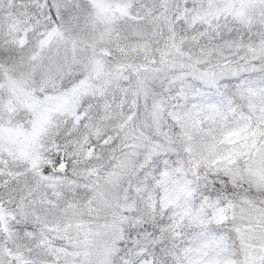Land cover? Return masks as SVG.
I'll return each instance as SVG.
<instances>
[{"label": "snow or ice", "instance_id": "obj_1", "mask_svg": "<svg viewBox=\"0 0 264 264\" xmlns=\"http://www.w3.org/2000/svg\"><path fill=\"white\" fill-rule=\"evenodd\" d=\"M0 264H264V0H0Z\"/></svg>", "mask_w": 264, "mask_h": 264}]
</instances>
